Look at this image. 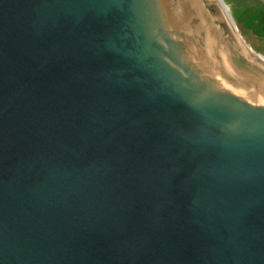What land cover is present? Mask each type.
I'll list each match as a JSON object with an SVG mask.
<instances>
[{
    "label": "water",
    "instance_id": "1",
    "mask_svg": "<svg viewBox=\"0 0 264 264\" xmlns=\"http://www.w3.org/2000/svg\"><path fill=\"white\" fill-rule=\"evenodd\" d=\"M217 0H0V264H264V56Z\"/></svg>",
    "mask_w": 264,
    "mask_h": 264
},
{
    "label": "rangeland",
    "instance_id": "2",
    "mask_svg": "<svg viewBox=\"0 0 264 264\" xmlns=\"http://www.w3.org/2000/svg\"><path fill=\"white\" fill-rule=\"evenodd\" d=\"M220 2L226 8H224L226 13L231 15L245 43L255 53L264 56V3L260 0H220Z\"/></svg>",
    "mask_w": 264,
    "mask_h": 264
},
{
    "label": "bare ground",
    "instance_id": "3",
    "mask_svg": "<svg viewBox=\"0 0 264 264\" xmlns=\"http://www.w3.org/2000/svg\"><path fill=\"white\" fill-rule=\"evenodd\" d=\"M218 1V3L221 5V6H223L222 5V3L220 2V0H217ZM223 9H224V6H223ZM225 10V9H224ZM225 12H226V10H225ZM231 23H232V21H231ZM232 25L234 26V24L232 23ZM262 61L264 62V60L262 59Z\"/></svg>",
    "mask_w": 264,
    "mask_h": 264
},
{
    "label": "flooded vegetation",
    "instance_id": "4",
    "mask_svg": "<svg viewBox=\"0 0 264 264\" xmlns=\"http://www.w3.org/2000/svg\"><path fill=\"white\" fill-rule=\"evenodd\" d=\"M260 1L264 3V0H260Z\"/></svg>",
    "mask_w": 264,
    "mask_h": 264
},
{
    "label": "crops",
    "instance_id": "5",
    "mask_svg": "<svg viewBox=\"0 0 264 264\" xmlns=\"http://www.w3.org/2000/svg\"><path fill=\"white\" fill-rule=\"evenodd\" d=\"M224 6V5H223ZM225 8V7H224ZM226 9V8H225Z\"/></svg>",
    "mask_w": 264,
    "mask_h": 264
}]
</instances>
